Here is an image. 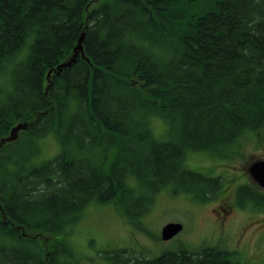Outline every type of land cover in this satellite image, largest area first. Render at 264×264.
I'll use <instances>...</instances> for the list:
<instances>
[{
    "label": "trees",
    "instance_id": "obj_1",
    "mask_svg": "<svg viewBox=\"0 0 264 264\" xmlns=\"http://www.w3.org/2000/svg\"><path fill=\"white\" fill-rule=\"evenodd\" d=\"M82 52L59 73H47ZM0 264H80L64 239L90 203L140 224L165 190L203 203L223 188L190 170L264 128V0H0ZM4 69L0 67V75ZM168 124L156 139L152 119ZM59 153L35 161L40 140ZM106 139V147H102ZM25 145L28 153L18 149ZM134 148L140 149L134 151ZM236 205L264 213L245 185ZM111 264H251L219 247L155 258L104 252Z\"/></svg>",
    "mask_w": 264,
    "mask_h": 264
},
{
    "label": "rangeland",
    "instance_id": "obj_2",
    "mask_svg": "<svg viewBox=\"0 0 264 264\" xmlns=\"http://www.w3.org/2000/svg\"><path fill=\"white\" fill-rule=\"evenodd\" d=\"M0 67L5 70H1L0 83L7 85V72L12 66L2 63ZM151 128L156 139H167L168 124L165 121L154 118ZM257 134L261 140L252 133L238 139L226 153L225 157L228 159H218L208 153H190L185 164L188 169L204 175L221 176L225 181L224 189L216 199H230L235 186L249 183V166L264 160V128ZM106 145L105 139L102 147ZM40 146L41 153L35 159L37 163L52 159L60 150L54 136L40 140ZM18 151L28 153L25 145ZM134 151L140 152V149L134 148ZM226 186L227 190L224 191ZM225 193L228 194L222 195ZM211 203L212 201L197 203L188 195L172 196L165 190L159 192L150 210L140 219V224L148 230L151 237L128 225L117 214L113 204L90 203L76 224L53 238L68 241L80 264H111L103 257L104 252L109 250L126 249L152 259L164 252L177 251L183 247L199 249L203 246L224 249L241 263L264 264V213L253 211L250 207L241 210L234 205L230 223L223 233L217 227H207L218 219L217 214L212 212L218 211L217 205H210ZM168 223H178L182 230L172 239L162 241L161 228Z\"/></svg>",
    "mask_w": 264,
    "mask_h": 264
},
{
    "label": "water",
    "instance_id": "obj_3",
    "mask_svg": "<svg viewBox=\"0 0 264 264\" xmlns=\"http://www.w3.org/2000/svg\"><path fill=\"white\" fill-rule=\"evenodd\" d=\"M82 39L83 34L81 35L76 47L74 48L73 57L67 60V62L60 63L54 70H50L47 73V78L51 75V73H59L62 69L69 68L75 62V58L78 53H80L83 57ZM25 128L26 125L18 124L16 127L11 129L7 137L0 139V147L5 143L13 142L17 138L18 132L20 130H24ZM248 172L252 180L264 189V160L252 163L248 168ZM181 230L182 226L180 224L168 223L161 228L160 239L162 241H168L176 236Z\"/></svg>",
    "mask_w": 264,
    "mask_h": 264
},
{
    "label": "flooded vegetation",
    "instance_id": "obj_4",
    "mask_svg": "<svg viewBox=\"0 0 264 264\" xmlns=\"http://www.w3.org/2000/svg\"><path fill=\"white\" fill-rule=\"evenodd\" d=\"M200 153V152H198ZM227 153V152H226ZM225 154H222V155H213L215 158H218V159H228L227 157H225ZM194 154V153H193ZM189 155V154H188ZM187 155V156H188ZM211 155V154H210ZM187 158V157H186ZM186 161V160H185ZM202 174V173H201ZM204 175V174H203ZM208 178H213V179H221V181L223 182V188L218 192L216 193L215 195H213L210 200L208 201H212V203L210 205H214L216 204L217 205V208H218V211L216 210H212V212L216 213L217 214V217L218 219H216L215 221H213V223L209 224L207 227L209 228H213V227H217V229L219 231H222L223 233L226 231L225 229L227 228L228 224L230 223V217L232 216L231 215V212H233L235 209H234V205H236V196H235V191L237 189L238 186H247L249 188H252L254 190H257L259 191L260 193L264 194V189L261 188L258 184H256L251 177H249L248 181L249 183H241L242 185H238L237 187L235 186L232 193V198H227V197H222V198H217V196L219 194H221V192H223V189H224V179L221 177V176H218V177H212V176H208V175H204ZM227 190V186L225 187V190ZM228 193H225V194H222V195H227ZM221 196V195H220ZM237 206V205H236ZM238 207V206H237ZM240 209V208H239ZM221 212V213H220ZM264 221V220H263ZM221 233V234H223Z\"/></svg>",
    "mask_w": 264,
    "mask_h": 264
},
{
    "label": "bare ground",
    "instance_id": "obj_5",
    "mask_svg": "<svg viewBox=\"0 0 264 264\" xmlns=\"http://www.w3.org/2000/svg\"><path fill=\"white\" fill-rule=\"evenodd\" d=\"M81 57H82V55H81ZM82 58L85 59V58H84V53H83V57H82ZM51 74H52V73H51ZM48 78H49V77H48ZM48 78H47V79H48Z\"/></svg>",
    "mask_w": 264,
    "mask_h": 264
}]
</instances>
